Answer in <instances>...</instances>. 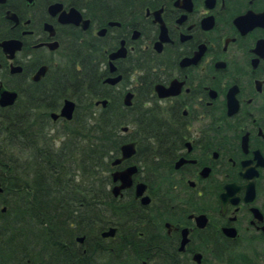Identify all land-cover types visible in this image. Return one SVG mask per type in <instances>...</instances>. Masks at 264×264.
<instances>
[{
	"label": "flooded vegetation",
	"instance_id": "flooded-vegetation-1",
	"mask_svg": "<svg viewBox=\"0 0 264 264\" xmlns=\"http://www.w3.org/2000/svg\"><path fill=\"white\" fill-rule=\"evenodd\" d=\"M91 47L121 103L144 78L158 126L144 134V175L135 152L110 161V172L136 164L115 197L131 192L143 213L98 226L94 264H264V0H0V91L15 93L0 108L54 103L50 122L69 120L50 113L75 100L53 94L69 92Z\"/></svg>",
	"mask_w": 264,
	"mask_h": 264
},
{
	"label": "trees",
	"instance_id": "trees-1",
	"mask_svg": "<svg viewBox=\"0 0 264 264\" xmlns=\"http://www.w3.org/2000/svg\"><path fill=\"white\" fill-rule=\"evenodd\" d=\"M73 71L69 92L53 94V102L69 96L76 104L60 129L46 115L54 103L48 110L0 108V264H94L98 226L143 213L131 192L111 194L109 172L128 139L136 141L134 158L144 168V134L158 133L146 120L144 78L124 106L120 91L101 83L92 47ZM100 98L105 105H94ZM81 234L78 244L74 237ZM73 246L85 248L79 260Z\"/></svg>",
	"mask_w": 264,
	"mask_h": 264
},
{
	"label": "water",
	"instance_id": "water-1",
	"mask_svg": "<svg viewBox=\"0 0 264 264\" xmlns=\"http://www.w3.org/2000/svg\"><path fill=\"white\" fill-rule=\"evenodd\" d=\"M121 54L120 50L117 49L116 51H113L109 53V58H113L116 55ZM110 70L113 69L114 67L109 63ZM120 75L117 74L115 76H107L105 77L104 81H107L108 83H113L117 79H119ZM132 93L130 91H126L123 96H122V103L124 105H129L130 104V98H131ZM15 98V93L12 90H6L3 89L0 91V105H5V104H11ZM95 103H100V105H105L106 98H100L96 99L94 101ZM73 110V101L70 99L65 98L63 100V103L58 111L56 112H51V116L54 118L57 115L63 116L66 119H69L71 117ZM122 130L126 129V126H121ZM135 152V141L134 140H127L119 145V155L115 157L114 159L111 160V164H116L118 163L121 159L127 158L131 156ZM137 171V166L135 163L128 164L120 169H114L110 172L111 179L113 181L117 180L118 182L113 184L110 188L111 193L115 196L120 192V189L129 187L132 183V176L133 174ZM0 191H1V186H0ZM133 191L134 195L139 197V200L141 203H144L147 200V196L144 195V182L143 181H136L133 184ZM3 210L4 208L1 207ZM114 231L113 226H109L105 231H102V235H111ZM82 235L77 236V240L80 241L82 239Z\"/></svg>",
	"mask_w": 264,
	"mask_h": 264
},
{
	"label": "rangeland",
	"instance_id": "rangeland-1",
	"mask_svg": "<svg viewBox=\"0 0 264 264\" xmlns=\"http://www.w3.org/2000/svg\"><path fill=\"white\" fill-rule=\"evenodd\" d=\"M135 74L136 73H138V72H136V70H134L133 71ZM135 74L133 75V74H131V75H127V77H125L124 79H123V84L125 85V86H132L133 84H134V81H135ZM125 81V82H124ZM122 82L121 83H119V85H118V87H120V85L122 84ZM123 85V86H124ZM120 96H121V93H120ZM53 126L54 127H58V129H60L59 127L61 126V121H57L56 123H53ZM130 128L131 127H129L128 128V130H130ZM52 132L54 133L55 131H54V129L52 130ZM59 136H57V139L59 140V138H58ZM137 157H138V155H136ZM141 172L143 173L142 175H144V168H141ZM4 203H0V209H1V207H3L4 208Z\"/></svg>",
	"mask_w": 264,
	"mask_h": 264
},
{
	"label": "bare ground",
	"instance_id": "bare-ground-1",
	"mask_svg": "<svg viewBox=\"0 0 264 264\" xmlns=\"http://www.w3.org/2000/svg\"><path fill=\"white\" fill-rule=\"evenodd\" d=\"M52 134V133H51Z\"/></svg>",
	"mask_w": 264,
	"mask_h": 264
}]
</instances>
